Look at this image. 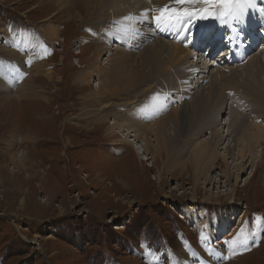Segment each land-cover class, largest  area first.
<instances>
[{
	"label": "rangeland",
	"instance_id": "1",
	"mask_svg": "<svg viewBox=\"0 0 264 264\" xmlns=\"http://www.w3.org/2000/svg\"><path fill=\"white\" fill-rule=\"evenodd\" d=\"M108 1L0 0V264H178L174 256L187 264H264V143L256 145V155L238 172L237 150L235 159H223L229 138L222 140L218 162H207L199 178L185 160L216 129L211 119L219 120L221 109L226 111L223 126L246 118L238 131L248 124L264 131V115L256 112L254 99H238L231 92L243 85L240 79L218 76L222 84L207 102L210 106L202 107L209 130L182 136L168 154L171 158L153 141L151 158L144 160L139 155L144 139L133 146L110 123L146 125L150 137V127L182 104L170 96L172 81L164 78L135 87L131 101L98 93L99 81L124 73L144 51L130 38L135 41L150 23L149 18L135 19L126 5ZM169 4L184 5L176 0ZM182 36L165 35L186 48L188 35ZM210 43L205 41L204 53L212 49ZM31 44L37 46L35 52L28 51ZM111 44L119 46L109 51ZM256 61L253 77L264 81V54ZM13 78L27 83L3 88ZM193 78L189 74L183 81ZM223 100L222 108L218 103ZM104 102L113 103L109 110L101 109ZM224 129L220 133L225 136L228 126ZM154 148L161 153L156 160ZM175 155L183 163H173ZM234 240L240 244L231 249Z\"/></svg>",
	"mask_w": 264,
	"mask_h": 264
},
{
	"label": "bare ground",
	"instance_id": "2",
	"mask_svg": "<svg viewBox=\"0 0 264 264\" xmlns=\"http://www.w3.org/2000/svg\"><path fill=\"white\" fill-rule=\"evenodd\" d=\"M126 1L130 3V0H109L108 4L111 3L117 6L121 3L126 5L125 9L129 11L127 13H133V17L135 19L139 16H141L142 20H144V18H149L150 23H148V25H146L143 30H139L135 36V41L130 38V42L133 43L135 48H138V45H144V51L136 59L134 64L131 65L132 67L126 70L124 73H116L117 75L115 74V76H112L108 82L99 81V83L96 85V90L98 93L112 92L113 94H119L123 97L128 96L127 100L131 101V94L134 92L133 90H135V87L139 86L141 83H145L150 79L160 80V78H164L166 80L170 79L172 81V83L169 85L174 89L169 88L168 91L170 96H175V99L173 100H177L180 104H182V106H178L175 110L173 109L174 111L172 110L170 113H164L162 119H160L153 127H150V134L153 135L150 137L147 136L148 132L146 129L149 127H146V125L136 124L134 121H131V124H129V122L126 123L119 120H114L115 122L110 123L109 126L113 132L121 133L123 136L128 135L129 141L133 142L134 144L133 146L137 145V142L140 140V138L144 139V145L146 147L141 149L142 153L139 152V155L143 154L142 156H146L144 157V160H149L151 158L148 157V151L152 147L153 141L156 142V145L160 146V149H162L161 152L166 153L168 156L170 151L175 148L176 144L182 140V136L192 133L193 130L195 133H203L205 129L209 130V125H206L205 123L207 117H204V110H202L204 108L202 107H204V103H207L213 98L214 92L219 89L218 84L219 86L222 84L220 82L223 80H218V76L220 78L232 77L235 79H240L238 82L242 83L243 85L230 89L231 92L235 93L234 96H239L238 99L246 97L250 98L248 99L250 102L252 99H254L255 104L253 102L252 103L254 104L256 112H262V115H264V81L261 80L263 77H257V74V76L253 77L254 73L251 69V66L255 65V62H257L256 57H259L260 54H264V0H260L262 3L261 5H256L254 7H252L251 4H248L253 0H241V6L238 9L234 5L227 6L226 4H221L218 7L208 11H204L207 6L203 3H193L194 6L192 7V4L186 5V7H190L186 9L184 8L185 4L183 6L176 7L174 5V7H172V5L169 4V2L172 0H150L148 4H141L143 0H134V4H126ZM100 3L104 4L102 1H100ZM165 6H168L169 8L172 7V9H185L188 12H191L193 9H195L197 14L185 15L182 11H180L176 13V16L172 18L170 23L167 22V20L158 23L154 17L159 14L158 10ZM221 8H223V10H221ZM133 17H131V19H133ZM135 24H137L136 21ZM135 24H131L129 26L131 28L136 27L137 25ZM258 25L259 27H257ZM53 31L55 32L56 30L54 29ZM179 34L188 35L186 42L183 43V45H186V48L183 47L181 43L170 42L166 40L165 35H170L175 40L182 39V35L178 36L177 38L175 37ZM137 39H142V41L136 42ZM204 39L210 40L212 51L209 50L208 52L205 51L204 53L202 48L197 47V44H199V42ZM224 39H226V45H223ZM146 42L149 43L146 45ZM260 43L262 45L259 49V53L253 55L255 58L252 60V57L249 58V56L252 52L258 49ZM117 46L119 45L111 44L109 46L110 49H108L107 46L105 47L107 50L111 51L116 49ZM105 47L103 48L106 49ZM223 50L225 51L222 52ZM221 52L222 54H220ZM216 57L218 58L215 59ZM188 59H190V62L188 63H191V68H188L185 64V61ZM114 60L119 61L117 57L114 58ZM256 68L255 70H257ZM120 69L121 68H119V70ZM113 72L110 74L112 75ZM189 74H193L194 78L188 82L183 81L184 78H186ZM26 83L27 82H25L24 85ZM106 83L109 85L108 87L106 86ZM7 86L8 85L5 84L3 88L7 89ZM171 90L174 91L171 93ZM112 104L113 103L110 102H104L103 104L101 103V109L103 110L106 108L109 110L108 106ZM7 105H9L8 102ZM218 105L220 107L225 105L224 100L220 101ZM219 110H217V115ZM221 110L220 113L223 112V114L219 120L218 118H216L215 121L213 118L211 119L213 124H215L216 129L209 137H207L206 140H201L198 146L190 151L189 157L185 159L188 160L187 162L190 163V166L192 169H194V177L196 178L201 176V168L203 169L207 167L208 163L217 161V158L221 156L218 153V149L220 148L221 144L225 142H222V140H227V138H229L228 143L224 146L225 148L223 147L225 149V153H223L224 161L228 158L235 159L234 152L235 150L238 151V159L240 162L235 165L236 172L244 170L243 165L246 162V159L248 160L252 154L256 155L254 152L256 145L259 146L258 144L263 145L264 143L263 126L248 124L245 129L238 131L239 123L245 121L246 118H242V120L230 119L229 122L225 123L223 126L222 120L226 111ZM209 112L207 115H209ZM213 115L214 113H212L210 116L213 117ZM262 115L259 114V116ZM102 119L104 120L105 118ZM221 125L222 128L218 129V126ZM226 125L228 126V131L224 136L222 132L220 133V130L223 129L224 132V127ZM121 140H124V138ZM120 143L123 142L121 141ZM160 149H153L154 160L158 159L160 156L161 153H158ZM249 151L251 153H248ZM175 156L176 157L173 158V163H183L177 159L178 155ZM169 158H171V156ZM14 159L16 160V158ZM176 166L179 165L176 164ZM229 166L230 165L227 164V173L225 174L227 179H230L231 177V172L228 170L230 168ZM169 169H172L171 165L169 166ZM207 178L209 181H211L209 177ZM229 198H231L230 200H233L234 196L231 195V197H228V199ZM240 222H243V218L240 220ZM238 244H240V241H232L231 249H235ZM173 261L178 262V264H181V262H183V264H187L183 258L178 256H174Z\"/></svg>",
	"mask_w": 264,
	"mask_h": 264
},
{
	"label": "snow or ice",
	"instance_id": "3",
	"mask_svg": "<svg viewBox=\"0 0 264 264\" xmlns=\"http://www.w3.org/2000/svg\"><path fill=\"white\" fill-rule=\"evenodd\" d=\"M177 4H193V3H203L207 7L204 11L211 10L215 7H218L221 4H228L230 6L234 5L236 8L241 6V0H176ZM182 11L185 15H194L197 14L196 10L193 9L191 12H188L185 9H172L168 6H165L158 10L159 14L154 17V19L159 23L161 21L167 20V22H171L172 18L176 16L177 12ZM178 18V17H176Z\"/></svg>",
	"mask_w": 264,
	"mask_h": 264
},
{
	"label": "built area",
	"instance_id": "4",
	"mask_svg": "<svg viewBox=\"0 0 264 264\" xmlns=\"http://www.w3.org/2000/svg\"><path fill=\"white\" fill-rule=\"evenodd\" d=\"M78 50H81L79 47H78ZM25 83V82H24ZM24 83H22V84H19V86H23L24 85Z\"/></svg>",
	"mask_w": 264,
	"mask_h": 264
}]
</instances>
